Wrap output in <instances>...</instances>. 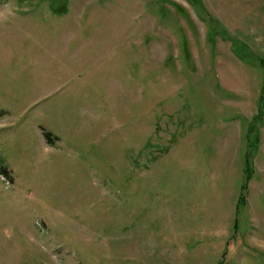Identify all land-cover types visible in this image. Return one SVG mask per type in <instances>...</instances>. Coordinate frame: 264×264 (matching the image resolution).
<instances>
[{"label":"rangeland","instance_id":"374dc122","mask_svg":"<svg viewBox=\"0 0 264 264\" xmlns=\"http://www.w3.org/2000/svg\"><path fill=\"white\" fill-rule=\"evenodd\" d=\"M195 1L0 0V264H264V0Z\"/></svg>","mask_w":264,"mask_h":264},{"label":"trees","instance_id":"16d2710c","mask_svg":"<svg viewBox=\"0 0 264 264\" xmlns=\"http://www.w3.org/2000/svg\"><path fill=\"white\" fill-rule=\"evenodd\" d=\"M199 2H200V0H196L193 3L197 6V5H199ZM260 110H261V113H260L259 116H260V119H262V118H264L263 117L264 116V104L261 105ZM46 137H47V139H48L49 142H52V137H51V135L49 133H46ZM257 144H259V140H257ZM249 165H250V163H249V161H247V165H246V168H245V173H247L248 170L250 169V166Z\"/></svg>","mask_w":264,"mask_h":264},{"label":"clouds","instance_id":"9594fccd","mask_svg":"<svg viewBox=\"0 0 264 264\" xmlns=\"http://www.w3.org/2000/svg\"><path fill=\"white\" fill-rule=\"evenodd\" d=\"M0 19H4V17L0 16Z\"/></svg>","mask_w":264,"mask_h":264}]
</instances>
